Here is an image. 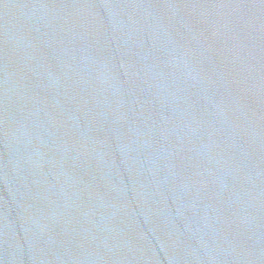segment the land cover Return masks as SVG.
<instances>
[{
	"label": "water",
	"instance_id": "95a60500",
	"mask_svg": "<svg viewBox=\"0 0 264 264\" xmlns=\"http://www.w3.org/2000/svg\"><path fill=\"white\" fill-rule=\"evenodd\" d=\"M0 264H264V0H0Z\"/></svg>",
	"mask_w": 264,
	"mask_h": 264
}]
</instances>
